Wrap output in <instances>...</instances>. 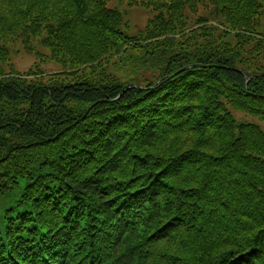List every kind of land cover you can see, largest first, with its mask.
<instances>
[{
  "label": "trees",
  "instance_id": "obj_1",
  "mask_svg": "<svg viewBox=\"0 0 264 264\" xmlns=\"http://www.w3.org/2000/svg\"><path fill=\"white\" fill-rule=\"evenodd\" d=\"M106 1L0 0L62 66L0 76V264H264V0H146L131 36Z\"/></svg>",
  "mask_w": 264,
  "mask_h": 264
},
{
  "label": "rangeland",
  "instance_id": "obj_2",
  "mask_svg": "<svg viewBox=\"0 0 264 264\" xmlns=\"http://www.w3.org/2000/svg\"><path fill=\"white\" fill-rule=\"evenodd\" d=\"M3 1V0H2ZM6 1V0H5ZM18 1V0H17ZM142 4H141V2ZM3 4V3H1ZM162 4H165L164 1ZM258 5V3L256 2ZM3 6V5H2ZM52 6V5H51ZM105 6L108 9L119 12L121 16L122 29L126 31V33L131 35H136L138 32L142 31L146 26L148 21L153 18L157 11L152 7V4L149 2L146 4V0H107L105 2ZM4 7V6H3ZM59 8L61 13L66 14L70 13V11L64 7L60 6H52L47 9V17L46 22L50 23L55 21L53 15V9ZM252 10H247L250 15ZM158 12H164L163 10H158ZM256 14V22L258 24H263L264 22V7L257 12ZM0 16L5 19V27L6 31H0L2 33L0 35L1 49L3 55L0 59V76L4 74H28L31 70L39 71L41 73L42 78L44 76L50 75L52 73L60 72L62 69L61 64H57L56 61L51 59V53L48 48H46L43 44H41L42 39L45 37V27H42L40 33L36 36L32 35H23L18 31V26L21 25V21L24 20L18 18L14 13L11 12L10 9L6 8L5 10L0 11ZM189 17L190 25H193L198 19L206 18L208 26H217L219 28H229L228 25H219V21H221L220 13L216 10H213L211 6L202 7L199 6L194 13H187ZM61 18V17H60ZM255 17H253L254 19ZM215 20V21H214ZM251 20V17L249 18ZM240 22V21H239ZM15 23L13 28H8V24ZM242 23V22H240ZM29 24V23H28ZM245 24V23H244ZM196 27H193L195 29ZM191 30L187 31L189 33ZM186 33V34H187ZM241 33V29H236L235 32L232 33V36L226 42L227 46H234L239 39L237 36ZM245 40L243 43V59L247 62H251V66L255 65L257 60L255 56V52L251 50V54L249 53L250 48H252L253 43L250 45H246ZM45 78V77H44ZM229 111L233 114L234 117L237 118L238 121H247L259 124L260 122L252 118L248 115H245L239 111L228 107Z\"/></svg>",
  "mask_w": 264,
  "mask_h": 264
},
{
  "label": "water",
  "instance_id": "obj_3",
  "mask_svg": "<svg viewBox=\"0 0 264 264\" xmlns=\"http://www.w3.org/2000/svg\"><path fill=\"white\" fill-rule=\"evenodd\" d=\"M187 68H189V67H187ZM186 69V68H185ZM185 69H183V70H185ZM183 70H181V71H183ZM128 88V87H127Z\"/></svg>",
  "mask_w": 264,
  "mask_h": 264
}]
</instances>
